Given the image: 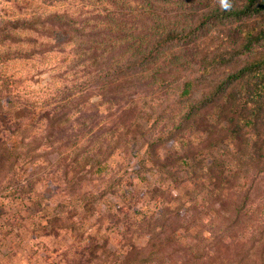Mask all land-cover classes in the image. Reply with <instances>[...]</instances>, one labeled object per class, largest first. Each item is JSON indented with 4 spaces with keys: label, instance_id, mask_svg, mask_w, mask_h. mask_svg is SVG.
Listing matches in <instances>:
<instances>
[{
    "label": "clouds",
    "instance_id": "obj_1",
    "mask_svg": "<svg viewBox=\"0 0 264 264\" xmlns=\"http://www.w3.org/2000/svg\"><path fill=\"white\" fill-rule=\"evenodd\" d=\"M217 3L222 11L231 10V0ZM0 8L15 11L5 0ZM17 15L32 18L30 10ZM37 39L40 44L14 50L28 53L48 43ZM63 59L33 56L21 75L40 84L27 79L13 90L30 102L34 115L21 122L15 136L0 133L17 145L0 168V208L8 213L0 217V264H77V253L86 248L97 249L91 264H206L219 244L238 243L232 235L239 230L232 226L235 216L216 202L219 193L200 187L207 185L198 178L200 169L169 163L182 154L181 144L158 147L150 158L151 141L125 135L119 113L109 114L116 106L104 101L92 77L84 74L87 65ZM2 69L0 64V91L12 75ZM136 123L149 133L150 122ZM20 192L27 196L4 198ZM253 234L249 226L240 239ZM200 255L203 261L195 259Z\"/></svg>",
    "mask_w": 264,
    "mask_h": 264
},
{
    "label": "rangeland",
    "instance_id": "obj_2",
    "mask_svg": "<svg viewBox=\"0 0 264 264\" xmlns=\"http://www.w3.org/2000/svg\"><path fill=\"white\" fill-rule=\"evenodd\" d=\"M240 2L231 0L232 7L239 6ZM5 3L12 4L15 11L0 8L3 13L0 16V48L5 49L0 53V64L3 65V72L12 73L7 76L3 91H0V133L15 136L20 131L21 122L34 115L30 102L13 91L22 87L27 79L35 85L40 84L36 77L21 75L26 67L24 62L46 53L63 56L65 59L61 63L74 57L77 66L87 65L84 74L92 77L90 83L101 90L104 101L116 106V112H110V116L119 113L117 121L129 125L125 135L131 136L133 140L145 136L151 142L161 140L160 145L154 146V155L158 147L171 148L172 141L179 142L183 153L193 157V168L200 169V176H203L205 166L214 161L217 167L215 172L225 173V169L232 175L234 172L232 185L242 184V179L245 180L241 185L242 190L234 193V199L241 197L247 186L252 187V212L246 214V220L235 225L239 230L232 233L238 243L219 247V255L224 261L241 254L249 246L247 243L250 238L240 239L249 226L254 229L252 241L255 235H260L262 240L252 247V252L264 248V162L259 166L249 165L248 159L242 155L249 151L248 147L233 146L232 149L224 128L220 129L222 131L215 129L216 132L208 129L207 124L213 121V114H216L213 107L198 117V130L188 128L179 135L173 132L187 105L211 91L229 72L264 55V40L235 57L229 65H214L213 69H208V73L203 75L205 79L201 81L198 78L197 83H194L190 96L178 99L182 76H197L212 55L232 48V42H238V22L235 20H202L219 6L217 0H26L24 5L16 0H5ZM26 10L32 14L30 20L17 15ZM253 21L252 16V24ZM241 22L248 25L250 18ZM21 30L34 32L35 36L14 35ZM169 30L189 32L190 35L179 41L162 43L164 34ZM37 37L48 43L28 53L14 50L18 45L40 44ZM146 53H150L153 58L145 65L146 68L139 64L127 72L124 70L129 61L137 63L146 57ZM115 64L118 66L114 67ZM144 74L148 77L153 74L156 79L143 81ZM138 120L145 125L151 123L149 133L144 132L143 125L136 123ZM16 147L15 141L0 138V168ZM253 152L264 156V127L258 129L256 136L252 134ZM22 196H27V193H11L4 198L15 201ZM6 214L5 209L0 208V217ZM5 223L11 225L12 221ZM90 251L95 255L90 254ZM96 252V248L78 252L81 259L77 264H91L92 259L97 257ZM85 253L88 257L86 262Z\"/></svg>",
    "mask_w": 264,
    "mask_h": 264
},
{
    "label": "trees",
    "instance_id": "obj_3",
    "mask_svg": "<svg viewBox=\"0 0 264 264\" xmlns=\"http://www.w3.org/2000/svg\"><path fill=\"white\" fill-rule=\"evenodd\" d=\"M252 16L254 21L252 24ZM250 18L248 25H244L241 20ZM235 20L237 23V36L238 42H232L231 47L226 50L212 55L207 63H204L203 68L197 76L184 78L182 76L179 82V91L177 92L178 99H186L190 96L194 83H197L198 78L201 81L205 79L203 75L208 73V69H213L215 66L229 65L235 57L240 56L244 52L250 50V48L257 44L259 41L264 40V0H241L240 5L231 7L230 11H222L219 6L215 7L214 11L207 13L202 20ZM193 33V32H192ZM191 33V34H192ZM187 33H178L169 30L164 34L162 43L179 41L184 38H188ZM158 41L156 45L159 43ZM147 45V44H146ZM154 45L151 47V49ZM153 58L150 57V53H146V57H142L139 62H130L125 66L124 70H130L134 65H148ZM118 65L115 64L114 67ZM144 70V69H143ZM118 71V69H117ZM143 81H147L148 78L156 79V76L150 74L149 77L144 74ZM162 85L161 83H159ZM211 107L215 109L213 114V121L208 123V129L211 132L222 131L224 128L226 138L230 143L231 148H240L242 145L249 148L247 153H242L244 158L248 159L250 165L259 166L264 162V156L256 153H252V134H255L260 127H264V55L257 59L252 60L248 64L243 65L235 70L229 72L222 80H220L211 91L207 92L199 98V100L187 105L186 111L176 123L173 132L177 135L182 133L188 128H194L198 130L197 119L201 114H205ZM122 124V123H120ZM224 124L225 126H221ZM124 125V124H122ZM125 126L127 134L129 125ZM219 129V130H218ZM171 132V133H173ZM202 135V131H199ZM209 132V131H208ZM210 132V133H211ZM216 132V131H215ZM246 132V133H243ZM170 133V134H171ZM257 141V140H256ZM251 142V143H250ZM161 140L152 141L149 144V157L154 156V146L160 145ZM190 147V146H188ZM193 157L189 154L183 153L176 155L175 158H169V163L172 166L181 165L184 168L192 169ZM191 161V164H189ZM207 171H203V176L199 179L206 180L207 185H200L201 188H207L210 186L211 190L215 193H219L215 197L216 202H220L222 208L231 212L235 216V220L232 222V226L235 227L237 223L245 219L248 212H252V187L249 185L243 190L242 196H234V193L242 190V184L232 185L234 182V172L229 170H223L225 173L215 172L216 162L205 166ZM204 168V169H205ZM215 172V173H213ZM193 175H195L193 173ZM232 175V177H231ZM229 180L231 184H229ZM241 181V180H240ZM239 183V182H238ZM242 185V186H241ZM250 196V197H249ZM242 218V219H241ZM261 237L255 235V239L252 241V236L248 241V247L241 253L232 256L230 259L225 260L219 255V248L222 243L216 248L215 255L210 257L206 264H264V248L258 252L253 253L252 247L261 243ZM92 254V251H90ZM95 255V254H92ZM94 257L93 259H96ZM198 261H203L204 256L200 255L195 257Z\"/></svg>",
    "mask_w": 264,
    "mask_h": 264
}]
</instances>
